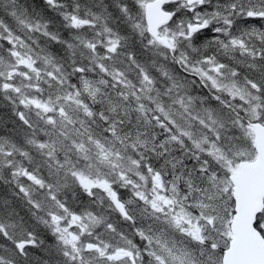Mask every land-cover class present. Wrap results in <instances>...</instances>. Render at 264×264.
Here are the masks:
<instances>
[{
    "label": "snow or ice",
    "instance_id": "obj_1",
    "mask_svg": "<svg viewBox=\"0 0 264 264\" xmlns=\"http://www.w3.org/2000/svg\"><path fill=\"white\" fill-rule=\"evenodd\" d=\"M0 264H264V0H0Z\"/></svg>",
    "mask_w": 264,
    "mask_h": 264
}]
</instances>
